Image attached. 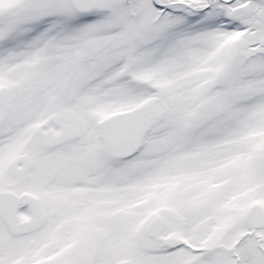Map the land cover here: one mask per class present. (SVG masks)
<instances>
[{
	"label": "snow or ice",
	"instance_id": "snow-or-ice-1",
	"mask_svg": "<svg viewBox=\"0 0 264 264\" xmlns=\"http://www.w3.org/2000/svg\"><path fill=\"white\" fill-rule=\"evenodd\" d=\"M0 264H264V0H0Z\"/></svg>",
	"mask_w": 264,
	"mask_h": 264
}]
</instances>
